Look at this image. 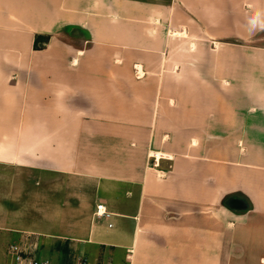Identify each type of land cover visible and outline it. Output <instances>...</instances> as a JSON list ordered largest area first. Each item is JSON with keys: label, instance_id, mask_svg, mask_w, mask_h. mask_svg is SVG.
I'll return each mask as SVG.
<instances>
[{"label": "crops", "instance_id": "0c3cea01", "mask_svg": "<svg viewBox=\"0 0 264 264\" xmlns=\"http://www.w3.org/2000/svg\"><path fill=\"white\" fill-rule=\"evenodd\" d=\"M2 164L59 264H264V0H0Z\"/></svg>", "mask_w": 264, "mask_h": 264}, {"label": "rangeland", "instance_id": "374dc122", "mask_svg": "<svg viewBox=\"0 0 264 264\" xmlns=\"http://www.w3.org/2000/svg\"><path fill=\"white\" fill-rule=\"evenodd\" d=\"M52 178H45L36 172L31 171V168H23L8 164L0 165V222H7L10 220L14 222L13 227L26 228V229H38V231L46 232L49 234L40 233L41 238H49L51 235L49 231L52 230L51 225H36L35 222L39 218L38 211L36 208L37 194L36 193H24L21 192L26 186L34 187L37 184H54L58 183L66 185V177H58L50 180ZM48 181V182H47ZM67 198V193L60 194ZM21 206H24L20 209ZM11 213L18 214L15 216H10ZM20 214V215H19ZM22 221H27L23 224ZM16 222V225H15ZM7 224H0V248H5L10 241L18 240V231H14L13 228H8ZM49 229V230H48ZM48 231V232H47ZM30 233V232H29ZM24 234V233H23ZM28 234V233H25ZM32 234V233H31ZM39 234V233H36ZM33 233V236L36 235ZM30 237L31 235H24V237ZM38 236V237H39ZM38 239L37 237H33ZM31 238V239H33ZM33 239V240H34ZM51 244V243H50ZM49 243L44 242L38 247V251H46L45 248L49 247ZM62 247V246H61ZM52 251V252H51ZM54 253L53 249L47 250V253ZM51 255V254H49Z\"/></svg>", "mask_w": 264, "mask_h": 264}, {"label": "built area", "instance_id": "2783aa9c", "mask_svg": "<svg viewBox=\"0 0 264 264\" xmlns=\"http://www.w3.org/2000/svg\"><path fill=\"white\" fill-rule=\"evenodd\" d=\"M158 159V157H156ZM159 163V161H156ZM115 214L104 201L96 203L94 215L98 218L110 219ZM113 226V222L109 223ZM8 255L13 264H59L52 257L41 256L38 253V243L32 239L23 238L15 240L9 244ZM75 264H86L87 258L80 255L76 258ZM102 264H114L113 259L109 258Z\"/></svg>", "mask_w": 264, "mask_h": 264}, {"label": "trees", "instance_id": "16d2710c", "mask_svg": "<svg viewBox=\"0 0 264 264\" xmlns=\"http://www.w3.org/2000/svg\"><path fill=\"white\" fill-rule=\"evenodd\" d=\"M35 45H36V46L39 45V43H38V38L36 39Z\"/></svg>", "mask_w": 264, "mask_h": 264}, {"label": "bare ground", "instance_id": "6f19581e", "mask_svg": "<svg viewBox=\"0 0 264 264\" xmlns=\"http://www.w3.org/2000/svg\"><path fill=\"white\" fill-rule=\"evenodd\" d=\"M155 154H158V155H159V157L161 156V155H160V154H161V152H158V153H156V152H155Z\"/></svg>", "mask_w": 264, "mask_h": 264}]
</instances>
